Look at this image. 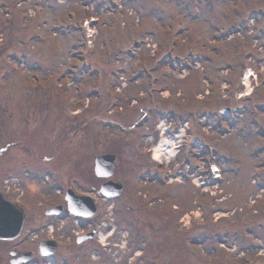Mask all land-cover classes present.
Segmentation results:
<instances>
[{
	"label": "rangeland",
	"instance_id": "374dc122",
	"mask_svg": "<svg viewBox=\"0 0 264 264\" xmlns=\"http://www.w3.org/2000/svg\"><path fill=\"white\" fill-rule=\"evenodd\" d=\"M118 1L0 0V182L37 229L16 242L62 240L36 264H264V0ZM248 66L254 91L243 95ZM165 136L177 151L154 160ZM113 151L125 195L101 202L92 220L111 212L114 225L75 246L82 225L45 210L64 203L58 187H98L94 157ZM206 156L221 168L210 191L195 181L202 168L199 182L212 177ZM146 172L156 181L139 180ZM144 193L159 198L127 211Z\"/></svg>",
	"mask_w": 264,
	"mask_h": 264
},
{
	"label": "water",
	"instance_id": "95a60500",
	"mask_svg": "<svg viewBox=\"0 0 264 264\" xmlns=\"http://www.w3.org/2000/svg\"><path fill=\"white\" fill-rule=\"evenodd\" d=\"M229 107H224L220 111H229ZM115 155L112 153H102L95 157L94 171L97 176L108 177L113 173ZM123 184L120 181L111 179L101 183L97 193L112 198L119 195ZM67 208L75 215L92 216L97 211L96 199L92 195L75 193L71 188H67L65 193ZM63 205L57 204L47 208V214L59 213ZM26 213L23 207L7 200L0 192V238L13 239L20 235ZM93 232H88L77 237V241L92 237ZM38 251L43 254H52L57 249V242L54 239H42L38 243ZM11 253H14L11 251ZM29 254V252H25Z\"/></svg>",
	"mask_w": 264,
	"mask_h": 264
},
{
	"label": "flooded vegetation",
	"instance_id": "af4514ba",
	"mask_svg": "<svg viewBox=\"0 0 264 264\" xmlns=\"http://www.w3.org/2000/svg\"><path fill=\"white\" fill-rule=\"evenodd\" d=\"M112 153L115 154V157H116L115 161L117 162L118 153H116L115 151H113ZM115 170H116V168L114 169V172H115ZM97 178H100V177H97ZM98 180H99V184L104 181L103 178H100ZM114 180H117V179H114ZM136 193H139V190H136ZM135 201H136L135 205L126 204L127 211L134 210V212H136V213L139 210L142 212L146 211L147 205H148L147 203L140 200L139 196H138V198H136ZM95 218H97V216H95ZM136 218H139V217L136 216ZM162 219L163 218H161V220ZM25 225H26V221L24 224V228L26 227ZM137 225L139 226V224H137ZM159 225L163 226L161 224H159ZM148 227H151L150 222H148L144 226V228H147V229H148ZM138 234H140V232ZM27 238L28 237L26 236L24 239H27ZM91 239H94V237ZM16 240L17 239H0V241L4 242L6 244L5 248L1 249L2 252H0V264H36V263H38V261H41L39 259H46V262H51L50 260L53 259V257L57 254L58 249H59V247H58L57 251L51 255H43L40 252H38V250L36 248L37 242H35L34 246L31 248H21L19 246L20 243H17ZM74 240H76V238H74ZM83 243H85V242H81V243L76 242V244H74V245L80 246ZM59 245L60 244H58V246ZM11 251H13L14 253H11ZM25 252H29V254H27ZM5 253H6V255H5Z\"/></svg>",
	"mask_w": 264,
	"mask_h": 264
},
{
	"label": "bare ground",
	"instance_id": "6f19581e",
	"mask_svg": "<svg viewBox=\"0 0 264 264\" xmlns=\"http://www.w3.org/2000/svg\"><path fill=\"white\" fill-rule=\"evenodd\" d=\"M247 74H246V76L244 77V80H243V82L245 83V84H247V82H248V80H247ZM247 89H248V91L247 92H245L244 94L246 95V94H249V92H250V90H251V87L249 86V85H247ZM246 89V90H247ZM243 94V95H244ZM182 133V132H181ZM179 135V134H178ZM176 138V136H171V137H169V136H165V137H162L161 138V140L159 141V143L157 144V146H154V148H153V154H152V158L153 159H155V160H158V159H160V157H161V154H163V153H167L166 155H165V157L166 158H168V157H171V156H173V155H175V150H173L172 148H173V146H174V139ZM165 151V152H164ZM168 162H169V160H167ZM168 162H166V163H168ZM215 170H217V168H215ZM146 195V194H145ZM159 198V197H158ZM158 198H156V199H158ZM155 201V199L153 200V201H151V202H154ZM151 202H149V203H151ZM101 238H105V235L104 234H102L101 233Z\"/></svg>",
	"mask_w": 264,
	"mask_h": 264
},
{
	"label": "trees",
	"instance_id": "16d2710c",
	"mask_svg": "<svg viewBox=\"0 0 264 264\" xmlns=\"http://www.w3.org/2000/svg\"><path fill=\"white\" fill-rule=\"evenodd\" d=\"M76 130H78L77 127L73 128L72 132L76 131ZM75 137L76 136H74L73 139L71 137H68L69 138L68 140H71V143L75 144L76 143V141H74ZM91 175H92V177H94V179H98L95 175H93V173H91Z\"/></svg>",
	"mask_w": 264,
	"mask_h": 264
}]
</instances>
